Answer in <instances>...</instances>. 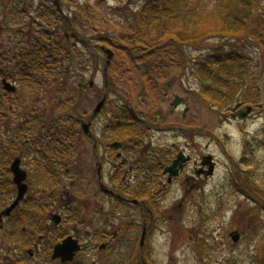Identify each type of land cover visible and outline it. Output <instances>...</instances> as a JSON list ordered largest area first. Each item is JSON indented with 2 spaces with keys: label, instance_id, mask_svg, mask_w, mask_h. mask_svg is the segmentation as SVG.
Here are the masks:
<instances>
[{
  "label": "flooded vegetation",
  "instance_id": "obj_1",
  "mask_svg": "<svg viewBox=\"0 0 264 264\" xmlns=\"http://www.w3.org/2000/svg\"><path fill=\"white\" fill-rule=\"evenodd\" d=\"M256 23L263 25V27L258 26V30L260 29L258 34ZM247 30V35H241L240 39L238 36L235 38L241 42L240 49L235 48L234 51L239 61L237 65L239 73L234 80H238L234 81L232 107L223 115L227 121L234 120L244 124L264 105V101L254 95L257 70L255 64L249 66V60L253 57L248 50L251 47L255 48L257 44L258 49L263 52L264 44L261 37L264 35V17L250 21ZM67 37H73L76 50L78 52L80 49V54L82 53L80 45L89 48L87 50L95 48H90L85 37H80L76 32L73 35L68 34ZM245 40L254 44L248 45L247 48ZM222 48L225 50L224 46ZM101 50L103 51V48ZM82 64L76 67L75 78L77 77L78 80L76 84L73 82L76 90L74 89L72 118L76 122L71 131L74 135L71 144L47 146L49 150L46 152L45 147L34 148L30 141L26 140L16 146L17 151L9 162L11 171L12 163L19 161L20 167L27 173L25 183L28 189L11 214L0 219V264H127L128 261L133 264H160V258L155 254L157 247L154 233L157 224L159 220L163 224L183 222L181 218L184 211L166 206L160 209L156 203L166 199L172 186L179 181L181 193L178 205L184 207L183 204L190 201L191 197L204 193L207 181L212 178L219 164V159L208 151L209 143L207 142L202 148L199 141V138L208 136L206 131H192L190 123L184 125L183 130L176 127L178 137L183 139L182 144L172 142L165 145L159 142L153 143L151 139L147 144L146 139L151 135L149 132L163 128V124H160L158 119L157 122L154 121L159 118L160 111L158 110L152 117H142L131 102L129 103L136 117L141 123L149 126L146 135L141 133V138L131 137L127 141L112 134V115L115 108L123 102L114 106L108 120L106 119L107 122L105 120L100 128L92 130L91 126L93 127L95 119L102 114L101 110L110 102L109 87L104 75V88L98 91L100 98L98 100L94 98L97 102L88 113L90 104L86 100H81L79 91L90 88L97 93V87L95 83L89 84L94 80H90L87 84L79 81L81 72H77V68L85 69ZM246 77L247 84L244 83ZM167 85L170 83L168 82ZM3 90L6 91L4 88ZM16 92L17 90L8 93ZM104 95L106 97L101 109L95 112ZM181 98L184 119L189 107L186 105L187 99ZM37 101L43 103V98H38ZM25 102L30 104L31 100L27 99ZM181 106H172L171 111L178 110ZM247 107H251L248 113ZM50 111L53 112L54 109L50 108ZM43 112L45 114V111ZM58 117L59 115H52L46 126H52L51 123ZM84 124H88V128L85 129ZM239 132L242 138L248 133L243 129H239ZM83 137L88 139V145L81 142ZM241 137L239 135V139L236 140L239 152L233 159L234 177L232 181L229 180L230 185L248 201L254 204L261 203L264 201V191L260 188L261 184L257 185L259 177L256 173L257 166L252 164L254 150H247L250 141L241 140ZM198 145L200 147L197 149ZM174 162L176 166L172 170L177 171L176 174L165 173ZM39 166L48 170L56 168L57 173L51 174L52 177L43 174V180H39L40 183L43 182L41 192L30 194L32 188L30 171ZM210 169H213V172L209 174ZM84 179L87 181L90 179V182L87 183ZM11 182V199L0 209V214L18 196V187L13 181L12 171ZM93 182L96 183L97 188L93 187ZM223 187L224 183H220V189ZM33 199L35 202H32ZM126 205L135 208L136 213L124 211ZM262 207L264 208V204ZM245 218V215L239 213H235L233 217L237 222H243ZM253 218L254 216H249L247 219L248 227L250 226L251 229H255ZM160 227L163 246L169 250L182 244L183 237L184 240L186 239V233H182L178 227L171 226L169 230ZM244 230L232 229L226 234L227 240L232 241L233 245L240 243ZM231 234L239 235L237 242L232 240ZM68 238L79 246L74 257L72 259L54 257L56 246ZM221 240L219 244L222 243ZM166 257L167 264H171V252H168Z\"/></svg>",
  "mask_w": 264,
  "mask_h": 264
},
{
  "label": "rangeland",
  "instance_id": "obj_2",
  "mask_svg": "<svg viewBox=\"0 0 264 264\" xmlns=\"http://www.w3.org/2000/svg\"><path fill=\"white\" fill-rule=\"evenodd\" d=\"M71 1H73V4H68L70 6L64 4L65 13L72 15L77 5H83L92 16L91 22L87 26L88 28L77 27L78 29H82L81 32L83 35L94 33L92 27L118 35L119 31L125 25L133 22L135 12L144 3V0ZM240 1L243 4L247 2V6L242 4L245 8L237 9L235 15L244 20L248 28L250 21L252 22L255 19L264 17V0ZM212 3H215L214 6L222 8L221 5L224 1L217 0ZM212 7H209L210 10L213 9ZM230 19L236 21L233 17ZM216 21L219 25L223 23L221 18H217ZM258 26H260L259 23H256L257 34L260 30H258ZM260 27H263V25ZM3 33L6 34V32ZM241 35L243 33L236 35L220 34L206 36L204 39L199 38L194 41L182 36L183 40L178 43L172 41L167 36L163 44H159L155 49L146 50V52L143 51L144 53H140V56L137 57L132 55L130 50L117 49L109 46L114 53L107 71L110 102L106 107H103L101 110L102 114L95 119V123L93 122L94 125L93 127L91 126V129L96 130L100 128L105 120H108L109 114L113 111L114 106L120 102L127 101L134 105L132 106L142 117H152L158 110L160 111L159 118H156L154 121L157 122L158 119L159 123L163 124V128L162 130H151L149 132L151 135L146 139L147 144L150 139L153 143L159 142L165 145L172 142L182 144L183 139L178 137L176 127H180L183 130V126L189 125L190 123L192 131H206L208 136L199 138L202 148L208 142V151L219 159V164L212 178L207 181L204 193H198L197 196L194 195L191 197L190 201L183 204L184 207H179L178 205V199L181 193L179 191V181L172 186L171 192L166 199L156 203L160 209L166 206L169 208L172 207L171 209L184 211L183 217L181 218L183 222L163 224L159 220L157 224L154 233L157 247L155 254L160 258V264H167L166 254L168 252H171V264H264V208L262 207L264 201L254 204L252 201L250 202L242 197L230 185V181L234 177L233 159H235L239 152V148L236 146V140L239 139V135L240 137L242 136L239 129H243L248 131V133H245L246 137H241V140L248 139L250 141L247 150H254L252 164L253 166H257L256 173L259 175L258 179L257 176L255 178L258 180L257 185L261 184L260 188L264 191V105L256 111L255 116L246 121V124L234 120L227 121L223 115L230 110L232 103L230 104L231 106H222L224 107L222 108L212 102H206L199 92L201 86L204 87L209 83L216 85L221 82L219 81L218 77L220 76H218V73L225 72L224 65L217 66L215 64L209 66V69L217 72V76L212 78L204 72L198 75L200 78L202 77L201 80L196 73L201 68L200 63L202 60L214 53V48L224 46L226 52L231 53H234L235 48L240 49L241 42H238L235 38L238 36L240 39ZM5 37L7 38L8 36L6 35ZM261 40H263L264 44V35L261 37ZM1 44L0 40V46ZM246 44L248 48V45H253L254 43L246 42ZM79 47L82 50V58L87 61L85 62L86 64H82L85 69L77 68V72H81L79 81L87 84L90 80H94L95 86L97 87V93H94L93 89L90 88L79 91L81 100H86L90 104V110L88 111L90 113L99 98L97 97L100 93L98 91H102L104 88L103 67L106 55L99 48L85 50L82 45ZM248 50L254 59L251 58L249 60V66L256 65L257 70L254 95L256 98L258 96L259 99L264 101V48L263 52H261L256 44L255 48L251 47ZM241 51L243 52V50ZM96 61L98 63L97 65H95ZM150 61L162 63V66L157 65L151 69L146 65ZM228 65H225V67H228ZM151 70H156V73L159 72V74L161 72V75L155 74L152 80L153 82L146 84V79L150 75L153 76ZM147 71L148 73H146ZM233 72L236 76L239 73V68L236 67ZM243 77L241 76L242 79ZM77 80L78 78L76 77L72 81L76 84ZM168 82L170 85H167ZM244 83H248L247 77ZM143 84H146V88H142ZM58 85L66 88L68 84L64 82V84L59 83ZM43 87L45 88L43 89L42 96L43 103L40 101L34 102V108L39 111H47L49 114H51L50 108H53L54 115L63 112L74 114L64 105L65 98L68 95L66 93L67 91L53 92L48 90V87L44 85ZM69 87H71V84ZM245 94H247V91H245ZM175 95L187 99L186 105H188L189 110L184 119L182 118L181 110L183 105L178 110L171 111V101ZM94 98H97V100H94ZM227 102L229 103L231 101ZM14 115L11 113L7 116V121H0V136L5 134L4 130L6 129L5 125L2 124H9V128H12L14 124H16V127L18 126L20 122L19 117L17 115L14 117ZM188 132L190 133V131ZM6 139L7 137H4V140ZM81 142L85 144L89 143L85 137L81 139ZM199 147L198 145L197 149ZM5 178L6 176L2 172V165L0 164L1 187L3 185L6 186ZM30 180L32 182L30 194L38 193L40 186L37 185L33 176ZM225 180L228 181L225 182ZM86 182L89 183L90 179L88 181L86 180ZM95 182L92 185L94 188H97ZM220 183H224L222 189H220ZM124 211L130 212L131 214L136 213V209L131 205H126ZM235 213L245 215V220L243 222H237V219L234 220ZM249 216H254L255 223L253 224L255 229H251L250 226L248 227L247 219ZM160 226L165 227L167 230L171 226L178 227L182 230V233H186V239L184 240L183 237L182 244L169 250L163 246ZM235 228L241 231L245 228L247 229L244 230L240 243L233 245L232 241L227 240L226 234ZM220 240L223 244H219ZM127 264L133 263L128 261Z\"/></svg>",
  "mask_w": 264,
  "mask_h": 264
},
{
  "label": "trees",
  "instance_id": "obj_3",
  "mask_svg": "<svg viewBox=\"0 0 264 264\" xmlns=\"http://www.w3.org/2000/svg\"><path fill=\"white\" fill-rule=\"evenodd\" d=\"M216 1L144 0L143 5L135 12L133 22L125 25L118 35L92 27L94 33L86 37L80 32L82 29L77 28H88L91 22L92 16L83 5H77L72 15L68 16L64 11V4L72 5L71 0H57L58 5L56 0H0V121H7V116L11 113L15 114L14 117L17 115L20 121L17 127L14 124L12 128H9V124L1 123L6 127L5 134L0 136V164L6 176V186L1 187L0 181V209L11 199L12 182L8 165L17 151L16 146L29 140L34 148L45 147L48 152L47 146L70 145L74 138L71 131L76 120L72 118L71 113L58 114L59 117L51 123L52 126H46L54 112L44 114L34 108L33 104L38 98H42L44 85L53 92L67 91L64 105L72 111L74 89L76 90L72 80L75 78L76 67L87 62L82 58L80 49L77 52L73 37H67L72 30L80 37H85L90 48L113 46L130 50L136 57L163 44L167 36L178 43L183 37L194 41L220 34L247 35L248 26L235 15L237 9L245 8L242 6L243 2L223 0L220 8L212 3ZM210 6H213L212 10ZM232 17L236 21L230 19ZM217 18H221L223 23L219 25ZM213 51V54L200 63L201 68L197 70V76L204 72L211 78L217 76L215 70L209 69L210 65L215 64L224 65L225 72L218 73L221 82L201 86L199 92L206 102H212L219 107L231 106L236 77L233 70L239 61L236 54L226 52L222 47H216ZM97 64L96 61L95 65ZM227 64L228 67H225ZM146 65L152 69L157 65L162 66V63L150 61ZM151 71L153 76L149 73L146 84L153 82L155 74H159L156 70ZM3 79L15 82L17 92L12 94L4 91ZM64 82L68 84L66 88L58 85ZM146 84H143L142 88H146ZM97 97L100 98V94ZM27 99L31 100L30 104H25ZM112 117V134L117 138L128 141V138H141V133H147L149 126L141 123L129 102L123 101V104L116 107ZM55 125L57 126L54 127ZM4 137L7 139L4 140ZM30 173L41 188L43 182L40 183L39 180H43V174L52 177L51 174L55 175L57 170L39 166ZM32 202H35V199Z\"/></svg>",
  "mask_w": 264,
  "mask_h": 264
},
{
  "label": "water",
  "instance_id": "obj_4",
  "mask_svg": "<svg viewBox=\"0 0 264 264\" xmlns=\"http://www.w3.org/2000/svg\"><path fill=\"white\" fill-rule=\"evenodd\" d=\"M56 3L58 5V2L56 0ZM105 53H106V62H105V67H104V75L105 77L107 76V68L111 63V60L113 58V51L109 48L105 49ZM3 82V86L4 89L8 92H14L16 90L15 86L9 82L6 81L5 79L2 80ZM90 85L93 84V81L89 82ZM106 95H104L103 99L98 103L95 112H98L103 103H104V99H105ZM182 98L179 96H175V99L172 101V105L174 107H178L181 104ZM247 113L249 112V110L251 109V107H247ZM86 128H88V124H84L83 125ZM176 166V162H174V164L170 167H168L165 170L166 172H170L171 175H175L177 171H173V167ZM11 171L13 173V181L14 183L17 185L18 187V196L17 198L14 200V202L7 207L4 211L1 212L0 214V219H2L4 216H9L12 212V210L16 207V205L19 203L20 200L23 199L25 193L27 192L28 186L25 183V180L27 179V173L25 170H23L20 165H19V161L16 160L12 163L11 165ZM213 172V169H210L209 174ZM107 192H109L107 189H105ZM232 240L234 242H237L239 239V235L237 234H231ZM75 241L71 242L68 239H66L63 243L59 244L56 246L55 251H54V257H59L62 256L65 259H72L74 257L75 252L79 249L78 245H75ZM69 254V255H68Z\"/></svg>",
  "mask_w": 264,
  "mask_h": 264
}]
</instances>
